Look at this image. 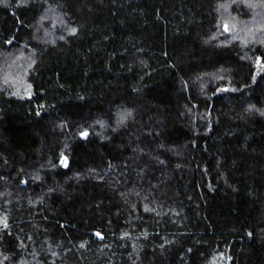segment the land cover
I'll use <instances>...</instances> for the list:
<instances>
[{
	"label": "trees",
	"instance_id": "16d2710c",
	"mask_svg": "<svg viewBox=\"0 0 264 264\" xmlns=\"http://www.w3.org/2000/svg\"><path fill=\"white\" fill-rule=\"evenodd\" d=\"M0 264H264V0H0Z\"/></svg>",
	"mask_w": 264,
	"mask_h": 264
}]
</instances>
